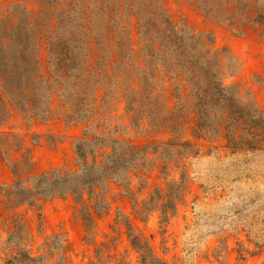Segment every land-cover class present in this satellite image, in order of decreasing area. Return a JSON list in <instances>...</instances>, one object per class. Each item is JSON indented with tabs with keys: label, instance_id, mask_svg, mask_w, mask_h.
Segmentation results:
<instances>
[{
	"label": "rangeland",
	"instance_id": "obj_1",
	"mask_svg": "<svg viewBox=\"0 0 264 264\" xmlns=\"http://www.w3.org/2000/svg\"><path fill=\"white\" fill-rule=\"evenodd\" d=\"M176 2L229 7L236 33L245 15L264 20V0ZM141 5L0 0V45L26 37L38 48L42 89L27 96L35 102L52 89V115L33 117L24 96L16 94L17 107L9 103L0 76V164L8 181L0 187L8 197L0 209V264H264V101L258 105L250 90L234 83L238 63L216 37L212 48L223 59L222 83L240 92L218 105L216 90H206L207 76L199 77L197 89L174 61L152 56L144 46L154 27L141 37ZM182 22L176 24L186 27ZM198 26L191 31L208 34ZM75 34L76 48L67 52L60 40L71 43ZM33 44L29 59L36 54ZM15 81L25 87L19 76ZM198 110L205 115L202 126ZM52 117L60 119V129L79 127L63 167L52 158L53 167L38 162L63 139L34 126V119L48 124ZM81 140H92L83 150L95 165L91 170H81L83 160L76 157ZM52 172L106 181L77 197L19 204L31 198L22 188L32 189L37 177ZM60 207L65 213H56Z\"/></svg>",
	"mask_w": 264,
	"mask_h": 264
},
{
	"label": "trees",
	"instance_id": "obj_2",
	"mask_svg": "<svg viewBox=\"0 0 264 264\" xmlns=\"http://www.w3.org/2000/svg\"><path fill=\"white\" fill-rule=\"evenodd\" d=\"M141 2L142 5L137 10V16L141 24V37H146L147 39V35L152 30L151 28L154 27V36L148 37L147 44L144 46V48L150 49L152 56H159L164 63L174 61L175 65L184 73L186 82L196 85L197 89L201 85L199 77L207 76L211 88H206V90H216V94L218 95L216 98L217 105L220 104V100L225 95L230 94L233 90L236 91V95H240L236 85L227 87L222 83L223 59L221 53L212 48L214 37L211 34H197L187 27H179L178 24L172 21L158 0H141ZM199 10L206 19L215 20L220 24H230L234 19V11L227 6L224 8L200 6ZM262 13L264 14V12ZM260 22L264 26V20L263 22L260 20ZM59 25L60 21L58 22ZM81 28L83 29L84 27ZM74 33L76 32L73 31L72 35ZM77 36L75 34V40L71 41V43H69L71 39H61L60 45L67 52L73 50L76 48L74 46L75 43L79 41ZM25 38L18 37L15 40H8L5 46H3L5 42L2 40L3 44L0 45V76L3 83L2 88L4 93L9 97V103L13 107L18 106L15 98L18 97L16 94H20L24 96L23 98L27 99L26 101L28 102L24 105L27 106L33 117H41L44 119L50 116L49 98L52 89L47 88L44 90V96L36 99L35 102L33 98L27 96L42 88L39 77L37 45L33 44L29 38ZM84 43L86 48L89 47V41L85 40ZM32 44L35 47L36 54L29 59L25 54L31 49ZM50 45L51 43H49V52L51 55ZM74 58V55L64 56L60 58V64ZM48 62L52 66V56H49ZM20 70L21 72H19ZM17 76L20 78V85L25 86L23 89L16 87L15 80ZM11 93L14 94L11 95ZM234 99H236V96H232V100ZM255 109L258 112V108ZM198 114L200 126H202L201 122L203 124L205 115L200 110H198ZM91 142L92 140H81L75 148L77 159L83 160V163L80 164L81 170H91L95 167L94 164L86 160L83 152L84 147ZM82 177V173L61 176L55 172L37 177L32 189L22 188V193L31 196V198L22 200L19 204L32 205L39 198L63 197L65 195L77 197L82 190H89L93 186H102L106 181V178L102 177L97 178L98 180L96 182L91 183L90 181H95V179L84 180ZM43 183L46 184L43 186ZM19 185V182L16 183V186Z\"/></svg>",
	"mask_w": 264,
	"mask_h": 264
},
{
	"label": "crops",
	"instance_id": "obj_3",
	"mask_svg": "<svg viewBox=\"0 0 264 264\" xmlns=\"http://www.w3.org/2000/svg\"><path fill=\"white\" fill-rule=\"evenodd\" d=\"M158 1L174 23H177L179 19L190 30L195 27L196 32L199 30V23H201L203 26L202 31H207L208 34L216 37L217 43L221 42L222 46L227 47L229 59L238 63V71L233 78L234 83L240 86L242 92H244V89L250 90L258 105L261 106L262 100L264 101V26L257 20L256 16L254 14L245 15L240 22V30L236 33L232 23L225 25L214 23L212 20L206 19L196 5L188 6L184 3L178 5L176 0ZM25 11L29 13L27 8H25ZM178 12H180V16L176 17L175 15ZM255 76H261L262 78L256 80ZM51 115L52 111H50ZM33 122L35 127L40 125L44 129H49L51 133L55 132L59 136L61 135V138H63L62 141H58L56 150L47 152L50 157L42 158L38 161L39 164L53 167L50 166V163L53 162L52 164L56 167L65 166L68 163L74 144L72 133L79 127L63 126L60 129V119L56 117H52L48 124H40L35 119ZM50 158L53 159L52 162H48L51 161ZM5 172L3 165L0 164V187L8 183L7 173ZM69 200V197L66 200L60 198V204ZM7 201L8 197L0 192L1 210L5 208ZM66 210L60 207V210L56 213H65Z\"/></svg>",
	"mask_w": 264,
	"mask_h": 264
}]
</instances>
